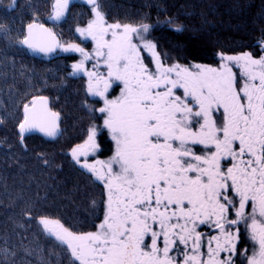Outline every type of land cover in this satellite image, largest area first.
I'll use <instances>...</instances> for the list:
<instances>
[{"label": "snow or ice", "instance_id": "6c2138e0", "mask_svg": "<svg viewBox=\"0 0 264 264\" xmlns=\"http://www.w3.org/2000/svg\"><path fill=\"white\" fill-rule=\"evenodd\" d=\"M84 4L87 22L69 29L79 43L56 30L74 0H47L44 17L33 12L15 35L0 24V37L33 56L79 57L67 76L83 80L96 121L69 149L100 186L92 218L85 228L40 215L43 231L69 264H264V34L258 55L180 63L161 53L157 25L109 23L100 0ZM157 23L184 31L173 18ZM17 128L21 142L56 138L61 112L48 96L25 97Z\"/></svg>", "mask_w": 264, "mask_h": 264}, {"label": "trees", "instance_id": "16d2710c", "mask_svg": "<svg viewBox=\"0 0 264 264\" xmlns=\"http://www.w3.org/2000/svg\"><path fill=\"white\" fill-rule=\"evenodd\" d=\"M12 0H0V24L15 30L33 12L46 13L47 0H16V10L4 9ZM76 7L57 32L73 40L77 22L83 24L90 9L74 0ZM109 23H152V38L161 53L178 62L213 63L216 53L254 52L264 34V0H100ZM31 5V7H28ZM15 18L14 22L12 18ZM175 19L184 31L157 22ZM183 45V50L179 47ZM69 58L45 59L0 37V264H69L70 257L54 238L43 231L40 215L61 217L85 226L95 211L94 185L67 157L70 145L63 138L48 141L27 135L21 142L17 131L22 101L32 95L63 100L65 64ZM171 62V61H170ZM63 77V79H61ZM47 161V163H45ZM27 213V214H26ZM8 255L5 257L4 250Z\"/></svg>", "mask_w": 264, "mask_h": 264}, {"label": "flooded vegetation", "instance_id": "af4514ba", "mask_svg": "<svg viewBox=\"0 0 264 264\" xmlns=\"http://www.w3.org/2000/svg\"><path fill=\"white\" fill-rule=\"evenodd\" d=\"M87 20L85 21V23ZM77 43L80 40L77 38ZM87 47L91 48V43L89 42ZM253 54L258 55L260 53V48L258 47ZM78 59L79 57L76 54H64L62 53L59 57ZM72 61H69L65 64L66 68V75L63 79L64 83V90L65 96L63 100L59 99H52L51 102L53 103L56 110L61 112V134L56 139L63 138L64 145H70L69 149L72 145L80 142V138L86 133V129L90 123L96 122L94 121L93 117L89 114V112L82 106L85 103L86 97L83 90V80L75 79L67 76V73L71 70L68 65H70ZM119 90L117 89V92ZM88 104H92L93 101L91 98L87 99ZM106 139V134H105ZM110 145V141L107 142ZM69 149L67 151V157L69 160L74 163L71 159L69 154ZM110 154V153H108ZM101 159L105 158L104 156L100 157ZM75 164V163H74ZM76 165V164H75ZM83 173L86 175L92 182L90 178V174L86 173L85 170L81 169L79 165H76ZM93 183V182H92ZM94 185L95 191V200H99L100 194V186ZM85 225V224H83ZM85 227V226H84ZM244 247V245H241Z\"/></svg>", "mask_w": 264, "mask_h": 264}, {"label": "water", "instance_id": "95a60500", "mask_svg": "<svg viewBox=\"0 0 264 264\" xmlns=\"http://www.w3.org/2000/svg\"><path fill=\"white\" fill-rule=\"evenodd\" d=\"M77 1H79L83 6L87 7V5L84 4V0H77ZM17 131L19 133L18 128H17ZM27 135H39V136H41L42 138H44L45 140H48V141H53V140H55L57 138V137L56 138L45 137L42 133H39V132H32V133L25 134V136H27Z\"/></svg>", "mask_w": 264, "mask_h": 264}]
</instances>
